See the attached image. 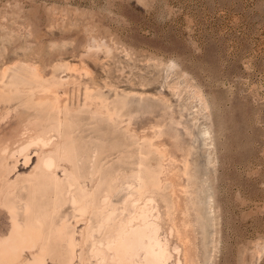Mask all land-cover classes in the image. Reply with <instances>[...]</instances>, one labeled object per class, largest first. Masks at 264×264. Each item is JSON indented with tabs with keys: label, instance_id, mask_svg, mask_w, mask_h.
Segmentation results:
<instances>
[{
	"label": "rangeland",
	"instance_id": "1",
	"mask_svg": "<svg viewBox=\"0 0 264 264\" xmlns=\"http://www.w3.org/2000/svg\"><path fill=\"white\" fill-rule=\"evenodd\" d=\"M20 63L65 75L55 90L72 111L129 101L114 124L82 112L80 135L127 171L141 142L163 151L151 195L169 264H264V0H0V76ZM25 122L0 96L8 165ZM9 227L0 201V236ZM83 255L74 264H94Z\"/></svg>",
	"mask_w": 264,
	"mask_h": 264
},
{
	"label": "bare ground",
	"instance_id": "2",
	"mask_svg": "<svg viewBox=\"0 0 264 264\" xmlns=\"http://www.w3.org/2000/svg\"><path fill=\"white\" fill-rule=\"evenodd\" d=\"M7 70L0 76V96L15 101L26 122L14 140L11 165L5 162L9 144L0 148V201L10 216V227L0 236V264H48L49 258L74 264L84 253L94 264H169L170 247L160 235L161 214L151 195L164 189L163 151L149 140L141 142L138 159L129 162L134 168L127 171L119 159L108 160L103 142L80 135L82 112L113 123L129 101L107 100L96 91L94 109L83 104L72 111L55 90L67 81L65 75L45 78L27 63ZM92 93L87 95L91 102ZM18 161L29 170H17L10 178ZM26 252L30 257L22 259Z\"/></svg>",
	"mask_w": 264,
	"mask_h": 264
}]
</instances>
